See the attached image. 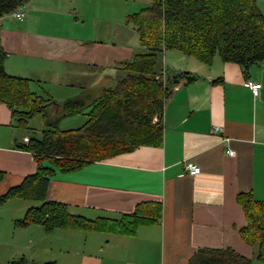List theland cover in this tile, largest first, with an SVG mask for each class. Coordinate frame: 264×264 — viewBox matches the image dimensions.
<instances>
[{"label":"crops","instance_id":"obj_1","mask_svg":"<svg viewBox=\"0 0 264 264\" xmlns=\"http://www.w3.org/2000/svg\"><path fill=\"white\" fill-rule=\"evenodd\" d=\"M123 1L29 0L21 8L22 19L12 13L0 18V46L7 55L3 67L28 78L30 88L42 94L33 92L51 97L49 117L67 99H97L116 84L111 86L123 72L122 63L141 52L138 35L125 30L130 12ZM256 3L264 15V0ZM160 61L164 78L184 72L196 77L172 86L162 111V144L74 171L54 169L46 198L91 220L118 219L139 202L159 201L161 220L139 226L132 236L63 228L47 232L39 225L16 226L31 204L10 198L0 204V264L20 257L27 264H187L199 248L226 247L254 259L255 246L239 236L245 217L236 195L251 192L264 201V60L244 70L218 56L205 64L165 49ZM246 80L260 83L256 95ZM52 83L60 91L48 90ZM94 87L99 94L92 97ZM66 89L71 96L58 98ZM76 116L81 126L87 116L69 117ZM29 121L26 128L14 126L0 103V196L35 171L33 154L16 147L42 136L43 128L30 127ZM187 160L199 166L195 176L186 173Z\"/></svg>","mask_w":264,"mask_h":264},{"label":"trees","instance_id":"obj_2","mask_svg":"<svg viewBox=\"0 0 264 264\" xmlns=\"http://www.w3.org/2000/svg\"><path fill=\"white\" fill-rule=\"evenodd\" d=\"M29 0H0V18ZM150 4L128 14L126 23L135 29L141 52L122 63L124 73L113 87L104 88L97 99H67L59 104V113L47 114L53 101L33 92L30 80L8 74L3 63L6 52L0 46V103L10 111L13 125L27 127L37 115L44 119L41 138H29L16 147L31 152L35 171L0 196V204L10 198L40 202L26 209L15 221L18 227L39 225L45 231L56 228L78 229L132 236L142 225L158 223L162 218L159 201L136 204L130 213L118 219H86L71 214L65 203L46 198L49 177L54 169L69 172L88 163L132 152L140 146L158 147L163 140L162 111L171 88L180 79L191 82L187 72L164 78L156 65L165 49H176L186 56L211 64L218 56L244 70L264 60V15L256 0H149ZM84 113L86 121L77 128L60 129L65 118ZM47 162V165L44 162ZM4 173L0 171V180ZM245 217L239 229L241 240L256 246L255 259L264 262V201L251 192L236 195ZM7 264H27L20 257ZM43 264H56L53 261ZM187 264H254L233 249L199 248Z\"/></svg>","mask_w":264,"mask_h":264},{"label":"rangeland","instance_id":"obj_3","mask_svg":"<svg viewBox=\"0 0 264 264\" xmlns=\"http://www.w3.org/2000/svg\"><path fill=\"white\" fill-rule=\"evenodd\" d=\"M149 4H150V1L149 0H124L123 1L124 10H129L128 12H130V13H127V14H131V13L137 12L141 8H144V7L148 6ZM127 14L125 15V19H124V22L125 23H126V16H127ZM126 24H125V27H126L125 30L130 31V33H132L133 35H135V37H137V34L134 31L132 25L127 24V26H126ZM140 50L142 51L141 47H140ZM160 64H161V61L160 62L158 61L157 65H156V69L157 70H161V65ZM123 75H124V73L122 72L118 76V78L115 79V81L113 83H111V86H113L118 80H120ZM58 87L59 86H57V85H55V84L52 83L47 88H48V90H51V91H53V90L58 91L59 90ZM31 90L32 91L33 90H38V92L40 93L39 89H37L35 86H32V89ZM71 92H73V91H70V90L66 89V91H64V94H62L63 92H60L61 94H59L57 96H59L58 98H63L64 96H65L64 98H66L67 96H71V95H69V94H71ZM91 92H92V94H91L92 97L93 96H97L99 94V91H97V88H95V87L93 88V91H91ZM40 94H42V92ZM44 96L45 97H48L45 94H44ZM76 119H79V118H77V116L76 117H68V118L66 117V118H64L63 120H61L59 122L58 126H59L60 129L77 128L80 125H77L78 123H77V120ZM29 126L35 128V129H41V128H43L44 127V120H43L42 116L41 115H37V116L33 117L32 120L29 121ZM24 203H30L31 206H38V205H40V202L31 201V200H28V202H24ZM255 252H256V246H255ZM253 262L255 264H264V262L257 261L255 259V257L253 259Z\"/></svg>","mask_w":264,"mask_h":264},{"label":"built area","instance_id":"obj_4","mask_svg":"<svg viewBox=\"0 0 264 264\" xmlns=\"http://www.w3.org/2000/svg\"><path fill=\"white\" fill-rule=\"evenodd\" d=\"M22 7H20L18 10L12 12V15L14 18L16 19H22L24 17V12L21 9ZM244 85L251 91V93L253 95H256L260 89V83L256 82V81H252V80H246L244 82ZM214 132H219L220 129L218 127H214L213 128ZM225 140H228L227 138H225ZM226 153L230 156H232L234 154V152L230 149H227ZM184 169L186 171V173L190 176H195L200 168L197 164H195L192 161H185L184 162Z\"/></svg>","mask_w":264,"mask_h":264}]
</instances>
